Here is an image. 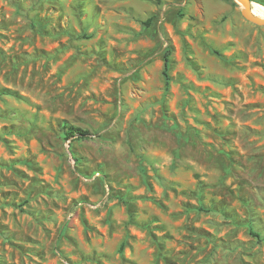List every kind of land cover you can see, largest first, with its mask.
<instances>
[{
    "label": "rangeland",
    "instance_id": "374dc122",
    "mask_svg": "<svg viewBox=\"0 0 264 264\" xmlns=\"http://www.w3.org/2000/svg\"><path fill=\"white\" fill-rule=\"evenodd\" d=\"M252 232L264 27L233 0H0V264H264Z\"/></svg>",
    "mask_w": 264,
    "mask_h": 264
},
{
    "label": "water",
    "instance_id": "95a60500",
    "mask_svg": "<svg viewBox=\"0 0 264 264\" xmlns=\"http://www.w3.org/2000/svg\"><path fill=\"white\" fill-rule=\"evenodd\" d=\"M242 8L243 17L250 23L264 27V17L254 14L251 0H233Z\"/></svg>",
    "mask_w": 264,
    "mask_h": 264
},
{
    "label": "trees",
    "instance_id": "16d2710c",
    "mask_svg": "<svg viewBox=\"0 0 264 264\" xmlns=\"http://www.w3.org/2000/svg\"><path fill=\"white\" fill-rule=\"evenodd\" d=\"M171 53H172V50L171 49H168L167 52H166V54H165V70H164V75H165V77H166V79H167L168 82L170 81L169 70H170V63H171V61H170ZM252 235L255 238H257V239H259V240H261V241L264 242V236L262 234H260V233H253L252 232Z\"/></svg>",
    "mask_w": 264,
    "mask_h": 264
},
{
    "label": "bare ground",
    "instance_id": "6f19581e",
    "mask_svg": "<svg viewBox=\"0 0 264 264\" xmlns=\"http://www.w3.org/2000/svg\"><path fill=\"white\" fill-rule=\"evenodd\" d=\"M252 9H253L254 14L264 17V8L254 4V6H252Z\"/></svg>",
    "mask_w": 264,
    "mask_h": 264
}]
</instances>
